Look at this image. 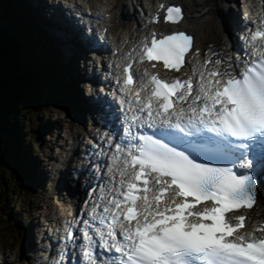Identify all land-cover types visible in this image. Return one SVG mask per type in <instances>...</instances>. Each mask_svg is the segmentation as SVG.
<instances>
[{"label": "snow or ice", "instance_id": "snow-or-ice-1", "mask_svg": "<svg viewBox=\"0 0 264 264\" xmlns=\"http://www.w3.org/2000/svg\"><path fill=\"white\" fill-rule=\"evenodd\" d=\"M182 19L181 7L167 8L165 23ZM261 38L264 29L251 41ZM193 48L183 30L152 31L116 66L129 129L175 131L185 146L131 131L137 143L115 145L108 172L122 160L120 178L111 175L107 195L102 189L80 228L86 264H264V222L249 215L264 214L252 172L255 162L264 164V53L242 67L231 56L206 53L197 69L186 59ZM153 61L183 70L184 78L141 70L146 62L155 69ZM66 240H75L71 225ZM97 246L114 255L98 258Z\"/></svg>", "mask_w": 264, "mask_h": 264}, {"label": "rangeland", "instance_id": "rangeland-1", "mask_svg": "<svg viewBox=\"0 0 264 264\" xmlns=\"http://www.w3.org/2000/svg\"><path fill=\"white\" fill-rule=\"evenodd\" d=\"M6 1L11 5L9 6L10 11L14 12L15 0ZM94 1L98 6L100 5V8L103 5L102 3L106 0ZM211 1L213 5L217 7H221V4L228 2V0ZM244 1L245 0H235L233 5L231 3L228 4L231 5L235 10V13H237L238 10L243 7ZM17 2L22 4L27 11L26 15L31 17L42 15L41 8H44L45 6L41 0H17ZM29 6L34 9L37 8V13L34 12V10L32 11ZM140 7L142 6H139L138 10ZM8 19H10V15H8ZM24 22L31 30L35 31V29L38 28L37 30L39 31V23H27L26 19H24ZM6 24L7 25L3 26L2 29L10 32L14 31L15 23L7 21ZM48 32L49 34H52L51 30ZM25 33L26 31H22V35H25ZM227 35L229 38L231 37L228 32L226 33V37ZM44 38H47V36H42V39ZM55 41L56 40L52 39L49 40L51 46L47 49V54L53 59L55 57L58 64L63 63V69L62 67L61 69L64 71L66 69V73L69 77L66 82L72 85L73 93L81 90L77 87L80 75L76 78L73 73H71V70H77V57L67 50H64L62 56L57 55L55 46L57 43H55ZM78 84L82 87L80 83ZM79 95H81L80 92ZM64 99H67V97L61 93V90L49 96L46 95L44 101L41 102V108L45 110L44 116H41L40 114L36 117L35 114L28 116L24 135L27 140L33 143L32 149L34 148V153L30 155V158L32 159L31 165L34 162V174L39 173L37 180L33 179L32 175L29 177V174L26 175V179L23 177L14 178L9 175L8 171L4 172L3 175H0V193L2 192L1 186L4 184H11V182L19 188L16 202L12 207L13 219L16 223V226L14 227V236L0 246V264H33L34 257L36 258L39 254L37 246L36 248L34 247L37 245V243H35L36 236L42 228L41 223L46 214H49L48 216L52 220L55 217H61L64 214L63 209L69 207V204L63 197L62 191L58 189L59 185L60 187H63L61 181L63 166L60 168V162L65 156H67V154H69L72 147H75L78 143L84 141L82 140V136L85 133L83 130L84 124L81 123L77 113L81 107V100L76 104H72L77 98L71 97L67 100ZM83 106L84 105L82 104V107ZM39 131L42 133L39 134ZM79 135H81V137H78ZM71 168L73 169V165L69 166L68 171H71ZM66 175L62 174V178ZM56 204H59L60 206ZM57 206H59V208H57ZM46 208L48 210H46ZM39 210H44L45 213L41 214ZM33 217L35 224L32 228V224L29 220ZM0 231L7 233L9 229L7 226H1ZM28 232L29 235H27Z\"/></svg>", "mask_w": 264, "mask_h": 264}, {"label": "trees", "instance_id": "trees-1", "mask_svg": "<svg viewBox=\"0 0 264 264\" xmlns=\"http://www.w3.org/2000/svg\"><path fill=\"white\" fill-rule=\"evenodd\" d=\"M3 4L0 0V175L8 171L11 177L25 179L28 158L34 153L33 143L24 135L28 116H44L41 102L60 90L63 74L42 45L32 40L30 31L22 35L25 22L20 14ZM7 21L15 23L14 31L2 29ZM62 88L69 96L65 81ZM1 187L0 227L9 231H0V246L14 236L12 207L19 192L12 182Z\"/></svg>", "mask_w": 264, "mask_h": 264}, {"label": "bare ground", "instance_id": "bare-ground-1", "mask_svg": "<svg viewBox=\"0 0 264 264\" xmlns=\"http://www.w3.org/2000/svg\"><path fill=\"white\" fill-rule=\"evenodd\" d=\"M90 1L94 5L93 1L92 0ZM134 1L135 0H130V1L128 0H109L107 3L103 4L102 7L100 8L98 7L99 8L98 14H100L102 10H105L106 13H109L111 15L112 19H111V24H110V31L113 32L116 36H118L119 34H123L126 37H131L133 35V31L135 30L133 28L141 27V25L138 24V19L136 18V16L134 14L132 15L130 14V7L128 5V2H134ZM157 1L150 2L148 3V5H155ZM173 1L182 2L187 16L181 26L182 27L185 26L188 30H190L194 34L195 43L197 44L199 48H202V49L206 48V44H209V43H212V44L215 43L217 45H221L220 43L221 34L224 31H226L227 33L226 26H228L229 24L228 17L231 16V14H235L234 12L235 10L228 3H231L233 5L234 4L233 2H235V0H228V2L221 4V7H217L213 5L211 0H173ZM29 8L32 9V11L34 10V12L37 13L36 11L37 8L34 9L30 6ZM44 8H46V6H44ZM44 8H41V12ZM122 12H124L126 15V19L124 21L120 17L119 19L117 18V13H122ZM41 17L42 15L35 17V18L36 20H40ZM55 40H56L55 43L59 44V41L57 39ZM225 43L226 45L225 44H222V45H225V46L232 45L233 39L231 37L230 38L228 37ZM71 73H73L74 77L76 78L80 75L78 68L77 70L76 69L71 70ZM68 79L69 77L66 73L65 84L68 85V95L71 97H75L79 92H81V90L75 91L73 93L72 85L66 82ZM80 100L81 99H75L72 102V104H76ZM73 154L75 155L76 152H73ZM73 162H74L73 157H70L66 161L62 169L63 175L68 174L69 164H72ZM27 171H28L27 173L29 174V169ZM62 174H61V181L64 185V179L66 178L67 175L62 178ZM38 175L39 173H35L34 176L32 174V178L37 180ZM56 205H59V204H56ZM59 206H57V208H59ZM256 208L264 212V200L258 199ZM46 210L48 209L46 208ZM39 212L41 214L45 213L44 210H41V211L39 210ZM250 215L254 218L253 221H256L255 219L264 218V214L258 216L255 211H252ZM34 217L29 220L30 223L32 224L31 226L32 228L35 224ZM27 235H29V232L27 233ZM34 247L36 248V245Z\"/></svg>", "mask_w": 264, "mask_h": 264}]
</instances>
